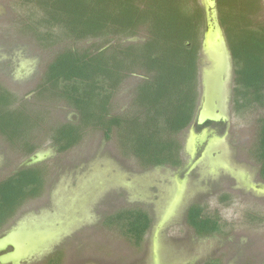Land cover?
Returning <instances> with one entry per match:
<instances>
[{
  "label": "rangeland",
  "instance_id": "rangeland-1",
  "mask_svg": "<svg viewBox=\"0 0 264 264\" xmlns=\"http://www.w3.org/2000/svg\"><path fill=\"white\" fill-rule=\"evenodd\" d=\"M199 2L207 19L196 116L177 136L179 165L146 168L122 151L116 132L107 140L89 128L77 145L60 151L52 142L54 129L78 124L80 117L51 90L39 94L47 67L60 53L143 42L145 30L109 43L73 40L60 27L44 26L39 0H0V87L14 98L13 109L24 110L19 124L32 132L23 141L36 149L27 154L0 132V182L33 166L46 173L43 194L0 229V264H49L51 258L60 264H264V180L257 157L264 103L233 102L235 67L215 0ZM213 16L218 24L211 31ZM219 31L224 46L212 52L205 43ZM142 78L132 74L121 84L113 115H135ZM193 206L203 218L217 219L220 231L197 235L187 222ZM129 211L151 218L139 246L125 227L109 222Z\"/></svg>",
  "mask_w": 264,
  "mask_h": 264
},
{
  "label": "trees",
  "instance_id": "trees-1",
  "mask_svg": "<svg viewBox=\"0 0 264 264\" xmlns=\"http://www.w3.org/2000/svg\"><path fill=\"white\" fill-rule=\"evenodd\" d=\"M215 5L235 67L233 102L238 106L241 98L242 107L263 104V0H215ZM39 6L46 16L44 26L60 27L73 40L109 43L141 29L146 32L143 42L117 43L95 52L67 49L53 59L39 94L51 90L77 111L80 121L55 128L52 142L64 152L89 128L101 131L107 140L116 132L122 151L144 167L178 166L182 146L177 136L194 121L199 98V58L207 19L199 0H39ZM132 74L143 75L133 101L137 111L133 117L113 115V98ZM13 104L14 98L0 87V132L27 154L33 153V145L23 141L32 131L25 133L19 124L25 112L13 109ZM257 157L264 180V119ZM45 174L41 166H33L0 182V229L28 200L43 194ZM109 222L125 227L139 246L151 218L129 211ZM187 222L199 236L220 231L218 220L203 218L198 206L189 208ZM49 264L60 263L51 258Z\"/></svg>",
  "mask_w": 264,
  "mask_h": 264
},
{
  "label": "water",
  "instance_id": "water-1",
  "mask_svg": "<svg viewBox=\"0 0 264 264\" xmlns=\"http://www.w3.org/2000/svg\"><path fill=\"white\" fill-rule=\"evenodd\" d=\"M212 18H213L212 19L213 22H212V24H210V30L211 31H213L214 26L216 27L218 24V22H217L218 19L216 20L215 16H213ZM212 34H213V36L210 35L209 38L207 37V41L205 43L206 47L208 49L212 50V52H217L218 49L222 50L223 46H224L223 42L225 41L224 37H223V33L221 31H219V32H215V33L212 32ZM211 37H212V39H211ZM206 120L207 119L203 116L199 117V123H203Z\"/></svg>",
  "mask_w": 264,
  "mask_h": 264
}]
</instances>
